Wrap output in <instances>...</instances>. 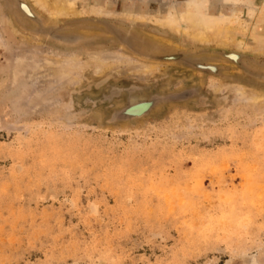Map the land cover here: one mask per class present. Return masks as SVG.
I'll return each instance as SVG.
<instances>
[{
    "label": "rangeland",
    "instance_id": "1",
    "mask_svg": "<svg viewBox=\"0 0 264 264\" xmlns=\"http://www.w3.org/2000/svg\"><path fill=\"white\" fill-rule=\"evenodd\" d=\"M70 1L0 0V264H264V0Z\"/></svg>",
    "mask_w": 264,
    "mask_h": 264
},
{
    "label": "bare ground",
    "instance_id": "2",
    "mask_svg": "<svg viewBox=\"0 0 264 264\" xmlns=\"http://www.w3.org/2000/svg\"><path fill=\"white\" fill-rule=\"evenodd\" d=\"M34 5L38 6L43 13L49 15L51 18H56L61 16L70 10H73L74 4L70 0H60L57 2L56 0H30ZM221 6L225 4L236 6L240 1L247 5L248 15H252L255 11V5L253 0H220ZM22 10L31 13L30 8L27 4L21 3ZM211 5V0H185L182 3V8H180L178 2H175L171 7H166L165 15L156 16L157 21L165 22L166 24H175L184 25L185 28L188 29L189 36L197 41V43H209L212 41L214 37H219L220 35L225 33V29L227 28V22L229 23L230 17L234 13L225 14L222 12V9H215V13H208L207 8ZM219 6V5H218ZM217 7V6H216ZM172 8L174 14L173 17L170 15L169 10ZM71 12V11H70ZM163 13V12H162ZM33 17V14L31 13ZM187 34V33H186ZM226 38V37H225ZM221 42V41H220ZM226 44V42H224ZM241 44V43H240ZM179 47V46H178ZM229 59H231L234 63H239L240 55L233 51L228 54ZM241 59V57H240ZM153 64H149L146 69H151ZM136 108V107H135ZM138 109V108H136ZM135 109V110H136ZM125 110V109H124ZM134 110V109H132ZM134 110V111H135ZM137 111V110H136ZM251 264H257L254 260Z\"/></svg>",
    "mask_w": 264,
    "mask_h": 264
},
{
    "label": "water",
    "instance_id": "3",
    "mask_svg": "<svg viewBox=\"0 0 264 264\" xmlns=\"http://www.w3.org/2000/svg\"><path fill=\"white\" fill-rule=\"evenodd\" d=\"M21 3H25V2H20L19 5H18V6H19V10L22 12V14H24L25 16H29V18L35 20L36 22L39 21V20H38V16H35V15H34V12H33L31 9H30V11H31V13L33 14V17L31 16V13L22 10L21 5H20ZM25 4H26V3H25ZM28 7H29V6H28ZM29 8H30V7H29ZM37 23H39V22H37ZM37 28L40 29L41 27H40V26H37ZM229 53H231V52H229ZM229 53H226V54L224 53V56H225L226 58H228V59H229V56H228ZM239 55H240V54H239ZM165 58H175V57H174V55L167 54V56H166ZM230 60H231V59H230ZM236 64H239V63H236ZM125 112H126V114H130V115H139V114H141V113H133V112L128 111V110H126ZM143 112H144V111H143ZM143 112H142V113H143Z\"/></svg>",
    "mask_w": 264,
    "mask_h": 264
}]
</instances>
